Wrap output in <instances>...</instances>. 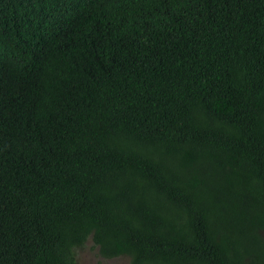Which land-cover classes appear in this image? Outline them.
<instances>
[{
  "label": "trees",
  "instance_id": "trees-1",
  "mask_svg": "<svg viewBox=\"0 0 264 264\" xmlns=\"http://www.w3.org/2000/svg\"><path fill=\"white\" fill-rule=\"evenodd\" d=\"M264 264V0H0V264Z\"/></svg>",
  "mask_w": 264,
  "mask_h": 264
},
{
  "label": "rangeland",
  "instance_id": "rangeland-1",
  "mask_svg": "<svg viewBox=\"0 0 264 264\" xmlns=\"http://www.w3.org/2000/svg\"><path fill=\"white\" fill-rule=\"evenodd\" d=\"M91 245V241H88L83 249L77 251L78 264H129L127 257L101 258L96 248H92Z\"/></svg>",
  "mask_w": 264,
  "mask_h": 264
}]
</instances>
